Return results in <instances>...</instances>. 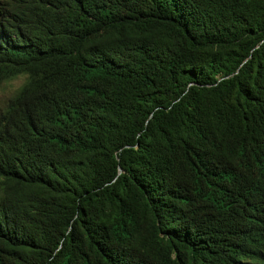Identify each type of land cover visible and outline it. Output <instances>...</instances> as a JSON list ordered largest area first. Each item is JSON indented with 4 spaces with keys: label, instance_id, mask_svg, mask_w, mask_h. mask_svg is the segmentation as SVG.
<instances>
[{
    "label": "trees",
    "instance_id": "16d2710c",
    "mask_svg": "<svg viewBox=\"0 0 264 264\" xmlns=\"http://www.w3.org/2000/svg\"><path fill=\"white\" fill-rule=\"evenodd\" d=\"M19 73L0 264H264V0H0Z\"/></svg>",
    "mask_w": 264,
    "mask_h": 264
},
{
    "label": "clouds",
    "instance_id": "9594fccd",
    "mask_svg": "<svg viewBox=\"0 0 264 264\" xmlns=\"http://www.w3.org/2000/svg\"><path fill=\"white\" fill-rule=\"evenodd\" d=\"M15 79L20 80L21 84L17 86L12 83L11 79L0 82V95L6 96L7 98H14L15 96L19 95L23 88L26 87L30 82V75L28 73H19Z\"/></svg>",
    "mask_w": 264,
    "mask_h": 264
},
{
    "label": "rangeland",
    "instance_id": "374dc122",
    "mask_svg": "<svg viewBox=\"0 0 264 264\" xmlns=\"http://www.w3.org/2000/svg\"><path fill=\"white\" fill-rule=\"evenodd\" d=\"M12 83L15 84V85H18V84L21 83V81L18 80V79H16V80H13ZM6 98H7L6 96H2V95H0V105L3 104V102H4V100H5Z\"/></svg>",
    "mask_w": 264,
    "mask_h": 264
}]
</instances>
